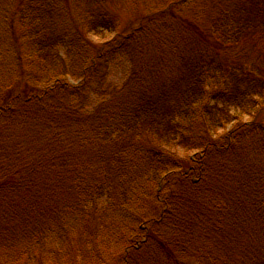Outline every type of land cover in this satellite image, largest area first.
<instances>
[{"label": "trees", "instance_id": "16d2710c", "mask_svg": "<svg viewBox=\"0 0 264 264\" xmlns=\"http://www.w3.org/2000/svg\"><path fill=\"white\" fill-rule=\"evenodd\" d=\"M110 1L0 0V264H264V0Z\"/></svg>", "mask_w": 264, "mask_h": 264}, {"label": "rangeland", "instance_id": "374dc122", "mask_svg": "<svg viewBox=\"0 0 264 264\" xmlns=\"http://www.w3.org/2000/svg\"><path fill=\"white\" fill-rule=\"evenodd\" d=\"M112 1V2H111ZM107 6L112 9V11L117 15V18L120 21V30L125 34L128 33L127 27L133 26L138 27L137 18L141 17L143 14L153 13L154 10H157L160 15L161 12H164L165 8H168L170 4L172 5V13H176L177 16L188 19L191 22L196 24H202L203 27L201 30L206 31L212 19H217L221 15L222 9L227 8L228 0H193L186 4L180 3L178 6H175V2L180 0H111ZM231 1L229 0L228 3ZM231 4V3H230ZM143 13V14H142ZM165 16H169L168 21L172 22L174 17L169 13H166ZM164 16V17H165ZM116 37V33L106 32L103 35H92L89 37L90 41L94 44L101 45L104 42L112 41ZM261 48V46H259ZM238 56V55H237ZM115 76L118 79H122L121 71L115 72ZM116 81L118 79L114 78ZM113 79V81H114ZM120 81H118L119 83ZM181 156H186L184 151H180ZM189 155V154H188ZM190 155H193L190 153Z\"/></svg>", "mask_w": 264, "mask_h": 264}]
</instances>
